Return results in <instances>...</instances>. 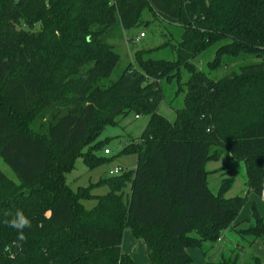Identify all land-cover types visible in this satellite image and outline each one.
Instances as JSON below:
<instances>
[{
	"label": "trees",
	"instance_id": "1",
	"mask_svg": "<svg viewBox=\"0 0 264 264\" xmlns=\"http://www.w3.org/2000/svg\"><path fill=\"white\" fill-rule=\"evenodd\" d=\"M145 11L182 30L181 41L169 44L177 60L138 53V67L129 64L101 87L118 60L101 34L117 21L139 27ZM223 40L210 69L225 57L260 62L214 81L191 60ZM174 81L183 100L169 122L157 110L162 83ZM131 113L149 117L120 153L135 154L136 168L72 191L63 176L70 156L74 162L104 127ZM223 150L244 163V196L225 197L231 179L216 195L208 187L206 165ZM0 159L27 190L7 197L0 175V264H135L121 250L125 230L143 241L149 264H193L188 250L215 243L248 194L264 201V0H0ZM98 187L109 192L92 195ZM89 200L96 201L90 210L82 204ZM17 210L31 222L24 240L5 222ZM250 220L244 233L264 240L255 206Z\"/></svg>",
	"mask_w": 264,
	"mask_h": 264
},
{
	"label": "rangeland",
	"instance_id": "2",
	"mask_svg": "<svg viewBox=\"0 0 264 264\" xmlns=\"http://www.w3.org/2000/svg\"><path fill=\"white\" fill-rule=\"evenodd\" d=\"M143 23L139 27L123 29L117 21L112 27L101 34V40L107 46H111L118 55L116 66L107 79L100 80L99 85L103 88H108L113 83L117 82L129 64L138 67L136 63V55L143 52L145 59H161L168 62L177 60V53L169 46V44L177 45L181 41L182 30L175 25H168L160 21L154 20L151 14L145 11L142 15ZM39 26H36V30ZM94 30H98L99 26H93ZM141 33L144 37L140 38ZM139 41L136 42V39ZM227 41H218L207 50L203 51L199 56L192 59L191 62L196 68L206 73V75L214 81H219L223 77L237 74L240 69L245 66L257 64L260 61L255 57L243 58L225 57L222 64L217 69H210L208 64L215 59V54L219 47L225 45ZM90 66L82 68L85 71ZM188 75L182 73V81H187ZM165 98L158 106V112L165 117L169 122H173L176 117V110L182 107L183 95H176L178 84L174 81L173 84L162 83ZM149 120L148 116L136 117L134 114H128L125 118L118 119V123L112 127L106 126L96 136V138L88 145L79 151L75 161L71 160V156L67 164L72 166V169L66 172L65 185L72 191L78 188H86L97 184L100 179L113 178L108 175L109 171H113L119 167L122 172L116 176L122 175L125 172L134 170L137 165L136 155L131 153L121 155V151L128 147V144L136 143L130 140L137 139L141 136L146 124ZM130 141V142H129ZM108 150L109 154L105 155L104 151ZM211 149L210 152H213ZM74 157V155H73ZM87 158L105 159V162L98 163L93 167L92 163L88 164ZM71 162V163H70ZM73 163V164H72ZM206 171L209 172L207 177L208 187L215 195L219 190V185L222 179H231L233 181L232 189L225 195L226 198L244 196L247 193L246 171L242 161H236L233 156L227 151H222V157L219 162H209L206 165ZM0 175L7 179V197L15 194L18 188L22 192H26V188L20 185L17 177L9 166L0 159ZM20 191V190H19ZM109 190L106 187H98L92 190V195L98 197L106 195ZM126 194H129L128 187ZM83 206L90 210L95 207L96 201H84ZM255 206L260 216L264 215V201L255 194H248L245 204L238 214V219L231 227L224 230L221 236L215 243L203 244L202 250L193 248L188 250L193 264H216L222 259H229L238 256L237 264H253L252 258H258L260 264H264V240L256 239L244 233L246 229L254 224L250 218V211ZM244 236V238L242 237ZM121 244V249L132 256L136 264H149L148 252L144 243L141 240L134 239L128 230H125Z\"/></svg>",
	"mask_w": 264,
	"mask_h": 264
},
{
	"label": "clouds",
	"instance_id": "3",
	"mask_svg": "<svg viewBox=\"0 0 264 264\" xmlns=\"http://www.w3.org/2000/svg\"><path fill=\"white\" fill-rule=\"evenodd\" d=\"M11 215L10 212H6L5 216ZM9 226L14 227L17 229L19 234V239L24 240L26 237L23 234V229L25 227H30L31 222L28 218L23 214L22 210H17L15 216L11 220L5 221Z\"/></svg>",
	"mask_w": 264,
	"mask_h": 264
},
{
	"label": "built area",
	"instance_id": "4",
	"mask_svg": "<svg viewBox=\"0 0 264 264\" xmlns=\"http://www.w3.org/2000/svg\"><path fill=\"white\" fill-rule=\"evenodd\" d=\"M142 37H144V34H143V33H141V35H140V38H142ZM138 41H139V38L136 39V42H138ZM104 154H105V155H108V154H109V151H108V150H105V151H104ZM121 172H122V169L119 168V167H117V168H115L113 171H109V172H108V175H109L110 177H113V176H116V175L120 174Z\"/></svg>",
	"mask_w": 264,
	"mask_h": 264
},
{
	"label": "crops",
	"instance_id": "5",
	"mask_svg": "<svg viewBox=\"0 0 264 264\" xmlns=\"http://www.w3.org/2000/svg\"><path fill=\"white\" fill-rule=\"evenodd\" d=\"M214 194V193H213ZM129 231V230H128ZM129 234H130V232H129ZM143 242V241H142ZM122 250V249H121ZM122 252H124L123 250H122ZM124 253H126L127 254V252H124ZM129 254V253H128ZM134 260V259H133ZM135 262V261H134ZM136 264V263H135Z\"/></svg>",
	"mask_w": 264,
	"mask_h": 264
}]
</instances>
